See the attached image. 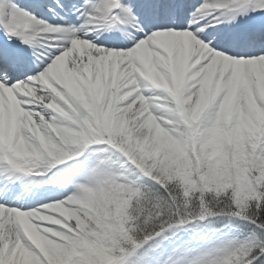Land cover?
Returning <instances> with one entry per match:
<instances>
[{
	"label": "snow or ice",
	"instance_id": "1",
	"mask_svg": "<svg viewBox=\"0 0 264 264\" xmlns=\"http://www.w3.org/2000/svg\"><path fill=\"white\" fill-rule=\"evenodd\" d=\"M0 33V264H264V0H0Z\"/></svg>",
	"mask_w": 264,
	"mask_h": 264
},
{
	"label": "rangeland",
	"instance_id": "2",
	"mask_svg": "<svg viewBox=\"0 0 264 264\" xmlns=\"http://www.w3.org/2000/svg\"><path fill=\"white\" fill-rule=\"evenodd\" d=\"M111 207L115 208V206H111ZM187 236H188V231L178 232L177 234L173 236L174 243L172 245L177 246V247L187 245V246L192 247L193 249L199 250V249H203L206 245L214 244L215 242L221 240L225 235L223 236V235H218V234H212V235L210 234L205 237H202L203 241H206V243L202 244V246L197 241L191 242V241L185 240L181 242L183 240V237H187Z\"/></svg>",
	"mask_w": 264,
	"mask_h": 264
},
{
	"label": "trees",
	"instance_id": "3",
	"mask_svg": "<svg viewBox=\"0 0 264 264\" xmlns=\"http://www.w3.org/2000/svg\"><path fill=\"white\" fill-rule=\"evenodd\" d=\"M223 223H224V221H222V220H219V219H216V218H212L209 221H206V222L201 223V224L202 225H206V226H212V228H222L223 227Z\"/></svg>",
	"mask_w": 264,
	"mask_h": 264
},
{
	"label": "bare ground",
	"instance_id": "4",
	"mask_svg": "<svg viewBox=\"0 0 264 264\" xmlns=\"http://www.w3.org/2000/svg\"><path fill=\"white\" fill-rule=\"evenodd\" d=\"M25 2H27L26 0H24ZM12 199L14 200V197H13V195H12ZM37 199V198H36ZM59 199H61V198H59ZM53 200H58V198H56V199H50V200H47V201H44V202H42V203H48V202H51V201H53ZM41 203H36V204H33L32 206L33 207H35V206H39Z\"/></svg>",
	"mask_w": 264,
	"mask_h": 264
},
{
	"label": "clouds",
	"instance_id": "5",
	"mask_svg": "<svg viewBox=\"0 0 264 264\" xmlns=\"http://www.w3.org/2000/svg\"><path fill=\"white\" fill-rule=\"evenodd\" d=\"M199 117L198 116H194L193 119H198Z\"/></svg>",
	"mask_w": 264,
	"mask_h": 264
}]
</instances>
